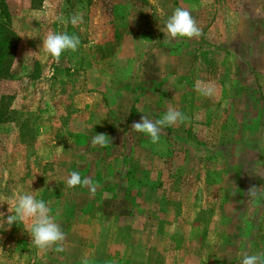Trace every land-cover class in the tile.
<instances>
[{
    "label": "rangeland",
    "instance_id": "obj_1",
    "mask_svg": "<svg viewBox=\"0 0 264 264\" xmlns=\"http://www.w3.org/2000/svg\"><path fill=\"white\" fill-rule=\"evenodd\" d=\"M4 3L18 43L0 96L30 119L19 132L0 125V212L31 193L66 238L63 251L40 250L14 223L0 229V264H241L264 253V195H245L264 193V0ZM176 8L198 39L160 31ZM75 15L82 23L61 22ZM49 32L78 36V50L55 63ZM170 106L187 119L158 144L131 129ZM101 133L111 142L93 146ZM72 171L99 185L94 195L67 186Z\"/></svg>",
    "mask_w": 264,
    "mask_h": 264
},
{
    "label": "clouds",
    "instance_id": "obj_2",
    "mask_svg": "<svg viewBox=\"0 0 264 264\" xmlns=\"http://www.w3.org/2000/svg\"><path fill=\"white\" fill-rule=\"evenodd\" d=\"M61 22H70L73 25L82 23V16L75 15L70 21L61 18ZM164 36L172 41L177 38H199L202 30L193 18L191 12L187 8H176L172 15L167 18L163 29H160ZM80 39L76 35H69L67 32L55 33L49 32L42 44L46 53L54 60L60 63V57L63 53L70 51L75 52L80 46ZM205 95H212L214 89H202ZM187 117L175 107H168L162 118L153 120L147 115H142L138 122L131 125V129L137 133L145 134L152 144H158L161 131L165 127L178 126L184 122ZM111 142L106 134H96L91 144L93 146L106 147ZM69 188L77 186L87 187L90 194L94 195L99 187L92 179L81 177L79 171H72L66 180ZM246 196L259 197L264 195L257 190V186H252L245 194ZM14 214H9L5 218V213L0 212V229L8 230L14 223L21 222L27 224V230L30 233L31 243L40 250H49L56 248L57 251H63V242L65 241V233L62 231L55 217L50 214V208L45 201L37 199L31 193H17L13 198ZM8 213L10 209L8 208ZM241 264H264V253L254 255H243Z\"/></svg>",
    "mask_w": 264,
    "mask_h": 264
},
{
    "label": "trees",
    "instance_id": "obj_3",
    "mask_svg": "<svg viewBox=\"0 0 264 264\" xmlns=\"http://www.w3.org/2000/svg\"><path fill=\"white\" fill-rule=\"evenodd\" d=\"M10 15L7 5L4 0H0V82L12 79L10 65L15 56L17 49L18 36L9 25ZM10 96H0V125L12 123L17 132L23 128L30 117L14 118L15 111L10 109ZM20 142L24 143V139L18 135ZM32 138V137H30ZM30 141V140H29Z\"/></svg>",
    "mask_w": 264,
    "mask_h": 264
}]
</instances>
